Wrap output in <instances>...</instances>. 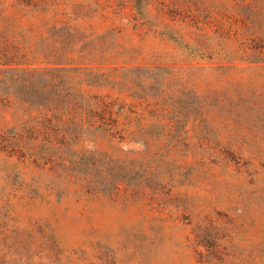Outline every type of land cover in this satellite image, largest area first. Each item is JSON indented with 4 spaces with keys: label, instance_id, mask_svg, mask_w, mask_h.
<instances>
[{
    "label": "rangeland",
    "instance_id": "374dc122",
    "mask_svg": "<svg viewBox=\"0 0 264 264\" xmlns=\"http://www.w3.org/2000/svg\"><path fill=\"white\" fill-rule=\"evenodd\" d=\"M0 7V264H264V0Z\"/></svg>",
    "mask_w": 264,
    "mask_h": 264
},
{
    "label": "trees",
    "instance_id": "16d2710c",
    "mask_svg": "<svg viewBox=\"0 0 264 264\" xmlns=\"http://www.w3.org/2000/svg\"><path fill=\"white\" fill-rule=\"evenodd\" d=\"M2 11H3V9H1V7H0V38L2 37V34H1V31H2V29H3V26H2ZM54 110H57V107H54L53 108ZM8 141L11 139V138H6ZM10 144H12V143H10ZM0 145H2V144H0Z\"/></svg>",
    "mask_w": 264,
    "mask_h": 264
}]
</instances>
